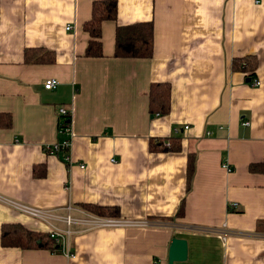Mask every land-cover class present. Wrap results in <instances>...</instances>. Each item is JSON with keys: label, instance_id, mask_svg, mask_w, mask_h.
Returning a JSON list of instances; mask_svg holds the SVG:
<instances>
[{"label": "crops", "instance_id": "0c3cea01", "mask_svg": "<svg viewBox=\"0 0 264 264\" xmlns=\"http://www.w3.org/2000/svg\"><path fill=\"white\" fill-rule=\"evenodd\" d=\"M94 1L0 0V196L150 225L75 232L68 257L45 224L0 202V264H168L173 238L188 246L173 264H264V174L248 170L264 156V0H117L103 55L87 57ZM137 22L153 24L152 56L114 57L116 25ZM158 83L170 89L166 113L150 110ZM61 106L72 111L71 164L47 149L63 138ZM4 224L45 237L6 246ZM222 225L223 238L212 232Z\"/></svg>", "mask_w": 264, "mask_h": 264}, {"label": "trees", "instance_id": "16d2710c", "mask_svg": "<svg viewBox=\"0 0 264 264\" xmlns=\"http://www.w3.org/2000/svg\"><path fill=\"white\" fill-rule=\"evenodd\" d=\"M117 19V0H96L92 3L91 18L85 22L84 30L89 35V40L85 50L87 57H101L102 41H101V26L104 21ZM153 53V24L152 22H137L128 25H116L115 28V42H114V57L119 58H149ZM27 59L38 61L40 56L29 57ZM169 94L170 89L166 83L153 84L150 87L149 105L153 112L158 109L162 113L169 110ZM2 116L0 114V125H2ZM9 118V116L7 115ZM9 121V120H8ZM9 124V123H8ZM173 148L163 147V150ZM249 171L260 172L264 174V156L260 163H253L248 166ZM193 173V161L190 157L187 168V178L190 181ZM84 209L89 212L104 215V216H118L117 209L104 208L94 205H84ZM182 213V207L178 214ZM44 235L39 232H32L20 225L4 224L1 229V243L6 246H30L39 245L40 241L44 239ZM46 238L50 245L54 246L52 239L48 232Z\"/></svg>", "mask_w": 264, "mask_h": 264}, {"label": "built area", "instance_id": "2783aa9c", "mask_svg": "<svg viewBox=\"0 0 264 264\" xmlns=\"http://www.w3.org/2000/svg\"><path fill=\"white\" fill-rule=\"evenodd\" d=\"M70 28V25L66 26L67 30ZM58 83L59 81L56 78H49L45 80L43 85L45 89L52 90L57 87ZM249 85L251 87L257 86L258 81L252 79ZM58 115L60 117L58 120V133L61 134L63 138L59 143L48 146L47 149L51 153L58 151L62 152L63 159L68 164H71L73 163V160L70 155V148L72 145V139L75 136L70 121L72 111L61 106L58 108ZM241 124L247 125L248 122L243 121ZM176 131H178V129H176ZM164 144L169 146V142H165ZM80 167L84 168L85 166L80 164ZM223 167L226 168V165L223 164ZM0 202L45 224L48 227L49 237L52 239L55 247H59L61 251L68 257L73 255L70 250V239L75 232H82L98 228H139L150 225V220L148 219L134 220L120 216H103L83 210H79V215H74L71 211L75 208L70 205L65 207L66 213L65 215L61 216L57 214L56 209H42L5 198L3 196H0ZM59 223H63L65 228H61ZM74 227L77 230H75ZM212 232L216 233L221 238H223L225 233H230L224 229V225H222L219 229L212 230Z\"/></svg>", "mask_w": 264, "mask_h": 264}, {"label": "water", "instance_id": "95a60500", "mask_svg": "<svg viewBox=\"0 0 264 264\" xmlns=\"http://www.w3.org/2000/svg\"><path fill=\"white\" fill-rule=\"evenodd\" d=\"M187 253V241L182 238H173L169 247L168 264L186 260Z\"/></svg>", "mask_w": 264, "mask_h": 264}]
</instances>
